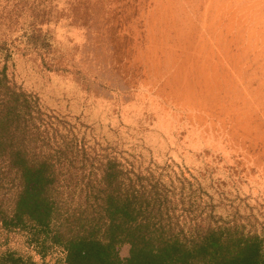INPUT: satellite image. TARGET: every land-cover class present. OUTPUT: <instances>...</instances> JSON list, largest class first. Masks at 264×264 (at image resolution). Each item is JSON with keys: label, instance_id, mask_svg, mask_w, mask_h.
<instances>
[{"label": "rangeland", "instance_id": "1", "mask_svg": "<svg viewBox=\"0 0 264 264\" xmlns=\"http://www.w3.org/2000/svg\"><path fill=\"white\" fill-rule=\"evenodd\" d=\"M0 78L92 148L86 172L116 160L264 237V0H0ZM50 230L0 225V264H65Z\"/></svg>", "mask_w": 264, "mask_h": 264}, {"label": "trees", "instance_id": "2", "mask_svg": "<svg viewBox=\"0 0 264 264\" xmlns=\"http://www.w3.org/2000/svg\"><path fill=\"white\" fill-rule=\"evenodd\" d=\"M4 87L0 78V183L11 185L0 194L2 227H51L65 264H264V237L189 220L193 197L179 208L152 174L111 159L86 172L79 157L92 148L61 133L38 99Z\"/></svg>", "mask_w": 264, "mask_h": 264}]
</instances>
